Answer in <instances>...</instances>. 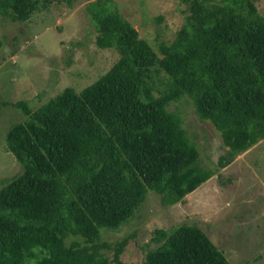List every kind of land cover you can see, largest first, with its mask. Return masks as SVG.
Instances as JSON below:
<instances>
[{"label": "trees", "instance_id": "1", "mask_svg": "<svg viewBox=\"0 0 264 264\" xmlns=\"http://www.w3.org/2000/svg\"><path fill=\"white\" fill-rule=\"evenodd\" d=\"M182 1L184 21L155 50L114 3L89 0L94 43L118 57L78 91L64 86L35 108L12 102L24 117L3 139L21 169L0 178V264H123L128 236L110 243L100 227L117 228L147 188L172 204L213 173L171 101L187 96L219 132L220 166L264 138V17L254 0ZM37 4L0 0V14L24 20ZM152 239L140 264H230L195 223L155 227Z\"/></svg>", "mask_w": 264, "mask_h": 264}, {"label": "rangeland", "instance_id": "2", "mask_svg": "<svg viewBox=\"0 0 264 264\" xmlns=\"http://www.w3.org/2000/svg\"><path fill=\"white\" fill-rule=\"evenodd\" d=\"M89 0H38L24 20L0 14V178L20 171L3 135L24 114L12 102L23 99L37 107L64 86L78 91L94 81L118 57L115 47H98L96 30L85 4ZM124 18L156 50L169 41L184 21L182 0H110ZM264 17V0H254ZM157 16L160 18L157 19ZM163 73L158 72V76ZM154 75L153 92L163 88ZM182 126L198 149L199 164L212 174L183 199L163 204L150 188L132 214L117 228L100 227V238L110 243L128 236L120 253L123 264H140L155 245L152 230L181 222L195 223L230 264H264V138L258 139L228 163L218 157L227 147L207 119L198 117L187 96L171 101ZM79 239L68 236L65 241ZM111 256V249H103Z\"/></svg>", "mask_w": 264, "mask_h": 264}]
</instances>
